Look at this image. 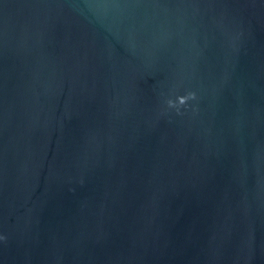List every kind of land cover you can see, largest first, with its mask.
<instances>
[{
    "label": "water",
    "instance_id": "obj_1",
    "mask_svg": "<svg viewBox=\"0 0 264 264\" xmlns=\"http://www.w3.org/2000/svg\"><path fill=\"white\" fill-rule=\"evenodd\" d=\"M0 264H264V0H0Z\"/></svg>",
    "mask_w": 264,
    "mask_h": 264
}]
</instances>
